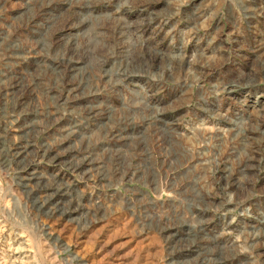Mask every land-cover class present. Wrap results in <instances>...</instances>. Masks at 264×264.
<instances>
[{
  "label": "rangeland",
  "instance_id": "rangeland-1",
  "mask_svg": "<svg viewBox=\"0 0 264 264\" xmlns=\"http://www.w3.org/2000/svg\"><path fill=\"white\" fill-rule=\"evenodd\" d=\"M263 130L264 0H0V264H264Z\"/></svg>",
  "mask_w": 264,
  "mask_h": 264
},
{
  "label": "bare ground",
  "instance_id": "bare-ground-1",
  "mask_svg": "<svg viewBox=\"0 0 264 264\" xmlns=\"http://www.w3.org/2000/svg\"><path fill=\"white\" fill-rule=\"evenodd\" d=\"M258 48L260 49V48H263L262 47V44H259V46H258ZM252 82H254V81H244V86L243 87H245V86H247L248 84L247 83H252ZM229 84L227 85V88L229 89V93H234L236 90H237V84H235V83H230V82H228ZM256 83V82H255ZM224 88V87H223ZM227 90V89H226ZM258 106V105H257ZM264 131V130H263ZM243 132H244V130H241V131H239V132H237V134L239 135V134H243ZM24 136V135H23ZM125 138V137H124ZM22 142V141H21ZM246 143V142H245ZM31 146V145H30ZM22 147H24V146H22ZM24 148H26V147H24ZM51 150V149H50ZM49 150V151H50ZM53 150V149H52ZM24 150H21L20 152H19V154L21 155V154H23L24 152H23ZM45 151V150H44ZM23 152V153H22ZM244 152H246V151H243V153ZM248 152V151H247ZM46 154V153H45ZM89 155V154H88ZM246 155V154H245ZM241 157H242V155H241ZM89 158H90V156H89ZM244 158V157H243ZM251 159V160H250ZM250 159H248V160H246L247 162H249V163H254V161H253V159L250 157ZM86 160H88L87 159V157H86ZM213 160V159H212ZM246 163V162H245ZM86 164V163H85ZM88 164V163H87ZM214 164V163H213ZM250 165V164H249ZM82 166V165H81ZM91 166V161H89V164H88V167H90ZM209 166V165H208ZM256 166H258V165H256ZM88 167H87V169H88ZM254 167V166H253ZM259 167V166H258ZM85 168V167H84ZM207 168V167H206ZM233 169V168H232ZM249 169V168H248ZM98 171V170H97ZM224 171H227L226 172V175H227V178H225L224 179V181L226 182V183H224V186H226V187H228V181H230V180H228V178H230L229 176H230V173H231V170H229L228 168L226 169V170H224ZM86 172H87V170H86ZM233 174V173H232ZM32 179L33 178H29L25 183H24V185L25 186H27V185H30V182L32 181ZM238 181V180H237ZM236 182V181H235ZM221 183V182H220ZM232 184V183H231ZM230 184V185H231ZM223 185V184H222ZM232 185H234V183L232 184ZM32 186V185H31ZM231 187V186H230ZM229 188V187H228ZM233 188V187H232ZM225 189V188H224ZM227 189V188H226ZM227 192V191H226ZM50 197V196H49ZM49 197H45V199H44V201H46V200H48L49 199ZM203 200V199H202ZM47 202V201H46ZM56 207H58L59 209H61L62 210V212H64L65 211V209H63V208H61V206L60 205H56ZM42 209V208H41ZM56 210V209H55ZM60 213H62L61 211H59ZM66 212H68V211H66ZM69 215V214H68ZM171 217V216H170ZM170 219V218H169ZM263 219V218H262ZM163 220V219H162ZM169 221V220H168ZM171 221V220H170ZM200 221V220H199ZM179 222V221H178ZM261 222V221H260ZM263 223H264V221H263ZM171 224H172V222H171ZM179 224V223H178ZM176 225V224H175ZM175 225H174V227H175ZM257 225V224H256ZM256 225L254 226V227H256ZM264 225H257V227H260V231L262 232V233H264V227H263ZM163 227V226H162ZM170 227H173V226H170ZM177 228H179V227H177ZM165 229V228H164ZM166 229H168L167 227H166ZM170 229V228H169ZM188 229V228H187ZM194 230V229H193ZM199 230V229H198ZM202 230V229H201ZM165 231V230H164ZM190 231V230H189ZM197 231V230H196ZM195 231V232H196ZM200 231V230H199ZM259 231V228H258V230H257V232ZM255 232V231H254ZM256 233V232H255ZM198 234V233H197ZM193 235V234H192ZM196 236V235H195ZM202 236V235H201ZM258 236V235H257ZM198 237V236H197ZM200 237V236H199ZM198 237V238H199ZM203 238V237H202ZM193 239H195V238H193ZM199 240V239H198ZM180 241V240H179ZM186 241V240H185ZM192 241V240H191ZM215 241H217V240H215ZM214 241V242H215ZM194 242H196V241H194ZM203 242V241H202ZM209 242V241H208ZM177 243V242H176ZM183 243V242H182ZM185 243H187V242H185ZM184 243V244H185ZM196 244V243H195ZM204 245V244H203ZM215 245V244H214ZM213 245V246H214ZM178 246V245H177ZM195 246V245H194ZM202 246V245H201ZM208 246V245H207ZM206 247V246H205ZM222 247V246H221ZM182 248V247H181ZM187 248V247H186ZM189 249V248H188ZM206 249H208V248H206ZM210 249V248H209ZM174 250H175V248H174ZM193 250V249H192ZM198 250V249H197ZM205 250V249H204ZM214 250V249H213ZM212 250V251H213ZM202 251H203V249H202ZM209 251V250H208ZM211 251V250H210ZM219 251V250H218ZM204 252V251H203ZM224 252V251H223ZM173 253H175V252H173ZM216 253V252H215ZM207 254V253H206ZM222 254V253H221ZM220 254V255H221ZM202 254H200V256H201ZM199 256V255H198ZM206 256V255H205ZM223 257V256H222ZM199 258V257H198ZM203 258H205V257H203ZM212 258V257H211ZM215 258V257H214ZM204 260V259H203ZM207 260V259H206ZM219 260V259H218ZM224 260V259H223ZM191 261V260H190ZM202 261V260H201ZM212 261V260H211ZM188 262V261H187ZM195 262V261H194ZM200 262V261H199ZM220 262V261H219ZM204 263H205V261H204ZM209 263H210V261H209ZM222 263V262H221ZM194 264V263H193ZM212 264H213V262H212Z\"/></svg>",
  "mask_w": 264,
  "mask_h": 264
},
{
  "label": "built area",
  "instance_id": "built-area-1",
  "mask_svg": "<svg viewBox=\"0 0 264 264\" xmlns=\"http://www.w3.org/2000/svg\"><path fill=\"white\" fill-rule=\"evenodd\" d=\"M243 4H245V3H243ZM245 5H246V4H245ZM247 8H248V10H250V7H249V6H247ZM248 13H249V12H248ZM247 17H248V15H247ZM249 18H250V17H249ZM249 23H252V22L249 21V22H248V25H249ZM249 27H251V26H249ZM250 31H251V30H246V31H245L247 37H248L247 33H249ZM250 47H251V45H250ZM249 53H250V54L253 53L252 50H251V48H250V52H249ZM237 94H240V93H237ZM230 95H231V94H230ZM241 96H242V94H241ZM251 97H252V96H251ZM251 97H250V98H251ZM250 124H251V123H250ZM250 130H251V129H250ZM253 131H254V133H252V134H250V135H251L252 137L256 138V139L258 138V139H257V143H258V140L261 139L260 134H259L258 130H256V131L253 130ZM251 136H250V139H252ZM250 139H249V140H250ZM253 146H255V145H253ZM258 146H261V144L258 143Z\"/></svg>",
  "mask_w": 264,
  "mask_h": 264
}]
</instances>
